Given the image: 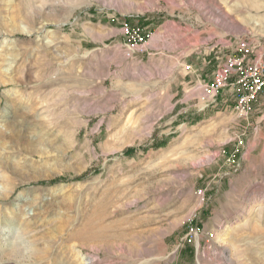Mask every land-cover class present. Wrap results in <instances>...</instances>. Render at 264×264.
Wrapping results in <instances>:
<instances>
[{
  "label": "rangeland",
  "instance_id": "374dc122",
  "mask_svg": "<svg viewBox=\"0 0 264 264\" xmlns=\"http://www.w3.org/2000/svg\"><path fill=\"white\" fill-rule=\"evenodd\" d=\"M151 21L173 83L116 46ZM220 37L264 52V0H0V264H264V95L205 97Z\"/></svg>",
  "mask_w": 264,
  "mask_h": 264
},
{
  "label": "built area",
  "instance_id": "2783aa9c",
  "mask_svg": "<svg viewBox=\"0 0 264 264\" xmlns=\"http://www.w3.org/2000/svg\"><path fill=\"white\" fill-rule=\"evenodd\" d=\"M122 33L125 51L130 57L143 52L152 35L144 28L129 23H124ZM200 86L210 100L230 90L235 97L236 110L242 115H249L264 95V52L254 54L250 43L242 41L224 64L214 71L211 79ZM234 145V150L224 148L220 152L233 166L238 164L243 139L240 138Z\"/></svg>",
  "mask_w": 264,
  "mask_h": 264
},
{
  "label": "crops",
  "instance_id": "0c3cea01",
  "mask_svg": "<svg viewBox=\"0 0 264 264\" xmlns=\"http://www.w3.org/2000/svg\"><path fill=\"white\" fill-rule=\"evenodd\" d=\"M144 21V20H143ZM142 21V22H143ZM145 22V21H144ZM157 22V21H156ZM154 21L148 23H139L140 27L145 30L152 31V35L149 39V42L143 52L136 53L133 57L136 61H138V70L141 72V81L143 83L150 81H157L160 83H173L172 75L181 74V73H189L194 70L197 66L192 65L190 63L191 60V51L183 50L178 51L177 55L175 49V42L171 38L170 29L165 23H156ZM136 26L138 22H135ZM121 30L114 33V35H121ZM184 38V37H183ZM188 41L190 43V37L188 36ZM187 45L188 42L184 41ZM116 46L121 50V53L125 56V46L123 41H119ZM213 52V53H212ZM209 54H213L214 58L210 59V55L204 57V64L211 63L214 60V63H219L218 67L221 66L222 63V42L221 37L214 44ZM116 55V54H114ZM113 55V56H114ZM195 67V68H194ZM217 67V68H218ZM129 68L126 69L125 78L128 80L129 78ZM187 70V72H186ZM214 72H212L211 77ZM210 77V79H211ZM206 80V79H205ZM145 88V87H144ZM173 90V86L170 87ZM201 88V87H200ZM202 90V88H201ZM203 91V90H202ZM158 117H161L162 113H158Z\"/></svg>",
  "mask_w": 264,
  "mask_h": 264
},
{
  "label": "bare ground",
  "instance_id": "6f19581e",
  "mask_svg": "<svg viewBox=\"0 0 264 264\" xmlns=\"http://www.w3.org/2000/svg\"><path fill=\"white\" fill-rule=\"evenodd\" d=\"M8 65H9V67H11V68L13 67V63H11V62L8 63ZM9 67L6 68V71H8V70L10 69ZM21 80H22V79H21ZM34 112H35V111H34ZM68 130H69V129H68ZM70 130H71V129H70ZM71 134H72V133H71Z\"/></svg>",
  "mask_w": 264,
  "mask_h": 264
}]
</instances>
